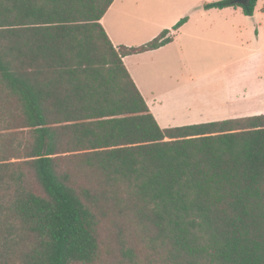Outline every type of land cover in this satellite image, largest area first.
I'll use <instances>...</instances> for the list:
<instances>
[{
  "label": "trees",
  "instance_id": "obj_1",
  "mask_svg": "<svg viewBox=\"0 0 264 264\" xmlns=\"http://www.w3.org/2000/svg\"><path fill=\"white\" fill-rule=\"evenodd\" d=\"M114 1L0 0V264H264V114L162 128Z\"/></svg>",
  "mask_w": 264,
  "mask_h": 264
},
{
  "label": "crops",
  "instance_id": "obj_2",
  "mask_svg": "<svg viewBox=\"0 0 264 264\" xmlns=\"http://www.w3.org/2000/svg\"><path fill=\"white\" fill-rule=\"evenodd\" d=\"M218 1L115 0L101 19L116 48L171 31L172 42L123 57L162 128L264 114V7L257 0L253 15L240 6L205 7ZM215 72L223 80L210 92Z\"/></svg>",
  "mask_w": 264,
  "mask_h": 264
},
{
  "label": "rangeland",
  "instance_id": "obj_3",
  "mask_svg": "<svg viewBox=\"0 0 264 264\" xmlns=\"http://www.w3.org/2000/svg\"><path fill=\"white\" fill-rule=\"evenodd\" d=\"M261 6L264 7V0H259ZM243 52L240 51V55L242 54ZM231 53H225V56L224 58H227L228 56H230ZM223 80L221 77H220V73L219 72H215V73H210L209 77H208V80H207V83L210 84L209 88H208V91L210 92H214L216 90H219V87L217 86V83L219 81ZM224 83V81H223ZM201 109H204V105H201L200 107Z\"/></svg>",
  "mask_w": 264,
  "mask_h": 264
},
{
  "label": "water",
  "instance_id": "obj_4",
  "mask_svg": "<svg viewBox=\"0 0 264 264\" xmlns=\"http://www.w3.org/2000/svg\"><path fill=\"white\" fill-rule=\"evenodd\" d=\"M239 3L246 4L249 3L251 0H237Z\"/></svg>",
  "mask_w": 264,
  "mask_h": 264
}]
</instances>
